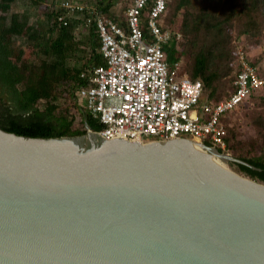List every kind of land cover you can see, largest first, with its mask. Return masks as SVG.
I'll return each instance as SVG.
<instances>
[{
	"label": "water",
	"instance_id": "1",
	"mask_svg": "<svg viewBox=\"0 0 264 264\" xmlns=\"http://www.w3.org/2000/svg\"><path fill=\"white\" fill-rule=\"evenodd\" d=\"M0 128V264H264V183L189 138ZM233 162V163H229Z\"/></svg>",
	"mask_w": 264,
	"mask_h": 264
},
{
	"label": "trees",
	"instance_id": "2",
	"mask_svg": "<svg viewBox=\"0 0 264 264\" xmlns=\"http://www.w3.org/2000/svg\"><path fill=\"white\" fill-rule=\"evenodd\" d=\"M61 1L0 0V128L3 130L30 137L84 134L85 125L81 128L73 125L72 109L83 113V122L92 131H99L102 127L83 105H78L74 96L76 88L84 83L79 73L90 65L103 63L99 54L100 41L95 31L84 25L86 14H66ZM78 1L84 4L91 2L104 16L123 24V15L119 18L111 12L116 0ZM172 1L175 11L182 13L179 30L184 42L178 44L175 39L167 42L163 46L166 60L172 62L186 57L187 63L182 69L191 79L202 82L204 97L214 100L224 98L219 97V86L222 77L231 72L230 67L222 66V62L232 50V30L237 36H258L255 41H259V27H264V0H247L246 6H242L241 0H169L168 9ZM19 4L37 10L33 20L30 21L31 14L21 9ZM61 14L67 20L66 25L57 20ZM165 22L168 23L166 18ZM15 42L29 44L33 49L34 57L28 58L22 67L11 60ZM82 54L86 55L85 60L80 56ZM246 60L249 61L247 57ZM249 62L263 78L261 70L252 61ZM235 74L230 81V90L233 89ZM263 87L264 84L245 101ZM39 100L45 103L42 108L38 106ZM58 102L65 105L63 111H59ZM232 113L224 120L228 152L233 150V133H229L227 127ZM234 154L235 158L250 166L229 163L237 165L250 178L264 183V154L250 157L236 151Z\"/></svg>",
	"mask_w": 264,
	"mask_h": 264
},
{
	"label": "built area",
	"instance_id": "3",
	"mask_svg": "<svg viewBox=\"0 0 264 264\" xmlns=\"http://www.w3.org/2000/svg\"><path fill=\"white\" fill-rule=\"evenodd\" d=\"M168 3L131 0L123 12V25L94 5L61 1L66 14H86L84 25L97 34L103 59L79 73L84 83L76 88L75 99L101 124L98 132L107 139L123 136L145 142L184 137L228 153L224 120L264 84V78L238 47L233 89L220 100L204 97L202 82L185 74L181 60L165 58L163 46L180 36L165 22ZM57 20L67 24L62 14Z\"/></svg>",
	"mask_w": 264,
	"mask_h": 264
},
{
	"label": "rangeland",
	"instance_id": "4",
	"mask_svg": "<svg viewBox=\"0 0 264 264\" xmlns=\"http://www.w3.org/2000/svg\"><path fill=\"white\" fill-rule=\"evenodd\" d=\"M91 1V0H88ZM131 0H116L111 8V12L113 15L121 18L123 15V11L129 5ZM91 2L86 3V5H91ZM242 6H246L248 4L247 0H241ZM21 9H26L30 14V21L34 19L36 16L37 10L28 7L27 5L19 4ZM123 18V17H122ZM264 18V16H263ZM167 24L171 31L179 34V38L175 39L178 44L183 43L184 39L182 37V33L179 30L180 23L182 22V13H177L175 11L174 2L170 3L168 13H167ZM42 20H45V17L42 16ZM260 30V40L255 41L256 37L254 35L249 36L246 34L236 35V32L232 30L231 33V46L232 50L228 54V56L223 60L222 66L230 67V74L222 77L221 85L219 86V97L226 96L227 93L231 89V78L236 73V70L239 68V63L237 62L236 50L238 47H241L245 52L246 57L249 61H252L255 66H257L263 76H264V27H259ZM84 60V54L80 55ZM33 49L29 44H19L15 42V50L14 55L11 57L13 63L22 67L24 63L28 60V58H32ZM38 59L41 56H36ZM83 60V61H84ZM182 66L185 68V64L187 63L186 57L181 59ZM72 64V63H71ZM264 78V77H263ZM43 100H39L38 106L42 108L44 105ZM58 108L59 111H63L65 105L60 104L59 102ZM2 108L0 107V113ZM72 109L73 115V125L74 127L81 128L84 125L83 122V113L81 111L74 112ZM226 125V124H225ZM264 87L253 97L249 98L245 101V103L239 106L229 117L227 120V127L230 130L229 133H233V139H231V143L233 145V150L228 152V154L234 156V151L240 153L246 157L254 156L256 154H264ZM245 177H249L244 173Z\"/></svg>",
	"mask_w": 264,
	"mask_h": 264
}]
</instances>
